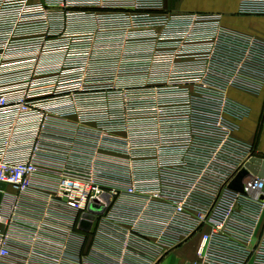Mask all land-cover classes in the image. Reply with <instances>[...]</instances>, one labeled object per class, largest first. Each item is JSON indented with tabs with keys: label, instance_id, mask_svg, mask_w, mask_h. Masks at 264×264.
Returning <instances> with one entry per match:
<instances>
[{
	"label": "built area",
	"instance_id": "obj_1",
	"mask_svg": "<svg viewBox=\"0 0 264 264\" xmlns=\"http://www.w3.org/2000/svg\"><path fill=\"white\" fill-rule=\"evenodd\" d=\"M237 14L264 16V0H238ZM87 15L99 31L127 21L128 57L154 97L145 108L45 99L83 63L84 38L74 39ZM263 86L264 37L218 13L167 12L163 0H0V264H156L194 235L188 264H264V178L228 187L255 156L234 134L248 108L228 91ZM37 201L72 213L61 241L41 240L53 213ZM72 224L90 234L87 251L83 236L69 252Z\"/></svg>",
	"mask_w": 264,
	"mask_h": 264
},
{
	"label": "rangeland",
	"instance_id": "obj_2",
	"mask_svg": "<svg viewBox=\"0 0 264 264\" xmlns=\"http://www.w3.org/2000/svg\"><path fill=\"white\" fill-rule=\"evenodd\" d=\"M84 8H89L86 9L89 12L93 10ZM93 20V16L87 15L82 37L74 39L84 38L81 40L84 55L80 56L83 63L79 70L72 71L69 80L61 76L54 78L52 90L45 99L51 98L57 104L70 105V108H145V103H152L154 97L142 96L141 83L146 76L144 66L137 60L132 63L128 57L127 21L119 19L117 25L99 31ZM230 22L237 25L234 19ZM191 241L186 245H191ZM167 261L166 256L159 264H167Z\"/></svg>",
	"mask_w": 264,
	"mask_h": 264
},
{
	"label": "crops",
	"instance_id": "obj_3",
	"mask_svg": "<svg viewBox=\"0 0 264 264\" xmlns=\"http://www.w3.org/2000/svg\"><path fill=\"white\" fill-rule=\"evenodd\" d=\"M164 9L167 12H205V13H218L221 15V23L227 27L241 30L244 32L253 33L264 37V16L245 15L239 16L237 14L238 0H163ZM235 20L237 25H233L230 21ZM229 97L235 101L241 103L248 108V114L237 121V129L234 134L245 141L253 143L255 147V156L264 158V86L256 94H250L234 89L228 91ZM37 206L52 209L53 216L49 217L47 224L41 225L38 234L41 236V240L45 243L58 242L59 233L62 232L61 228H69L71 225L72 213L65 208L59 206H50L42 203V201L34 202ZM28 218L30 223H38L40 221L36 217L30 216ZM43 221V220H41ZM56 226V227H55ZM73 234L66 246L69 252L77 254L81 250V238L88 236L83 246L84 251L89 249L91 239H89V233L78 228L72 224ZM191 241V245H186L188 241ZM61 241V240H60ZM199 236L194 235L184 243L176 246L172 250L168 251L160 260L156 263L159 264L166 256L168 258L167 264H187L189 261L195 258V250L198 245ZM63 243V242H62ZM186 245V246H184ZM90 253L92 250L90 249ZM100 258H104L107 254L95 253ZM85 254V253H84ZM77 264H101L86 263L83 260H79Z\"/></svg>",
	"mask_w": 264,
	"mask_h": 264
},
{
	"label": "water",
	"instance_id": "obj_4",
	"mask_svg": "<svg viewBox=\"0 0 264 264\" xmlns=\"http://www.w3.org/2000/svg\"><path fill=\"white\" fill-rule=\"evenodd\" d=\"M248 175H257L261 178H264V158L257 156L250 157L249 160L244 164V167L229 183L228 187L234 191L243 192L242 180ZM3 187L4 184L0 183V189ZM260 199L264 200V197H261ZM79 226L80 228L87 230L89 228V223L81 221Z\"/></svg>",
	"mask_w": 264,
	"mask_h": 264
}]
</instances>
